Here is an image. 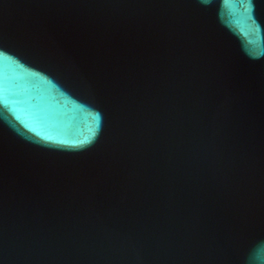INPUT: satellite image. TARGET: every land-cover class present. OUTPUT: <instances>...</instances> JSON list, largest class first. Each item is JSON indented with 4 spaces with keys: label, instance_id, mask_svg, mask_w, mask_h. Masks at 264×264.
<instances>
[{
    "label": "water",
    "instance_id": "95a60500",
    "mask_svg": "<svg viewBox=\"0 0 264 264\" xmlns=\"http://www.w3.org/2000/svg\"><path fill=\"white\" fill-rule=\"evenodd\" d=\"M0 264H264V0H0Z\"/></svg>",
    "mask_w": 264,
    "mask_h": 264
}]
</instances>
